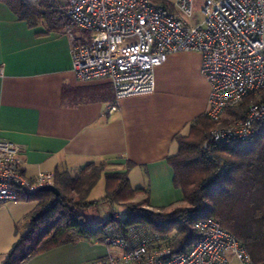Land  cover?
Masks as SVG:
<instances>
[{
	"label": "crops",
	"instance_id": "crops-1",
	"mask_svg": "<svg viewBox=\"0 0 264 264\" xmlns=\"http://www.w3.org/2000/svg\"><path fill=\"white\" fill-rule=\"evenodd\" d=\"M198 51L171 53L155 69V90L115 100L109 80L78 79L67 34L31 26L0 1V138L24 148V172L78 173L91 162H107V172L129 171L131 185L144 188L152 209L183 204L168 157L178 152L176 137L187 135L206 114L211 86ZM145 195L140 194L141 199ZM38 200L0 205V264L18 239L16 229ZM108 218L111 207L99 211ZM102 243L79 240L35 255L24 264H90L104 256Z\"/></svg>",
	"mask_w": 264,
	"mask_h": 264
},
{
	"label": "built area",
	"instance_id": "built-area-1",
	"mask_svg": "<svg viewBox=\"0 0 264 264\" xmlns=\"http://www.w3.org/2000/svg\"><path fill=\"white\" fill-rule=\"evenodd\" d=\"M63 1L74 24L67 33L73 70L82 81L111 82L110 112L125 97L154 92L155 69L171 53L198 51L211 86L206 114L217 122L210 142L248 141L264 127V0H173L172 6L154 0ZM247 99L243 118L227 114ZM23 152L21 144L0 138V205L55 185L53 171L34 179L25 174ZM193 227L200 238L187 252L175 253L171 235L143 225L117 231L111 224L107 253L90 264H253L215 218L202 217Z\"/></svg>",
	"mask_w": 264,
	"mask_h": 264
},
{
	"label": "trees",
	"instance_id": "trees-1",
	"mask_svg": "<svg viewBox=\"0 0 264 264\" xmlns=\"http://www.w3.org/2000/svg\"><path fill=\"white\" fill-rule=\"evenodd\" d=\"M0 1L33 27L44 25L47 32L64 34L74 28L64 1ZM154 2L172 6L167 0ZM250 102L247 99L227 114L243 118ZM216 126L217 122L204 114L187 135L176 137L179 149L168 161L174 170V186L182 190L184 199L170 211L152 209L147 190L131 185L129 171L107 172L104 160L91 162L75 174L56 171L55 185L61 194L38 191L24 197L39 203L18 225V239L2 264H24L35 255L79 240L102 243L111 224L117 231L143 225L171 235L173 252H187L200 238L193 227L195 221L206 216L235 236L253 264H264V127L248 141L210 142V132ZM102 175L106 193L99 200H90ZM140 194L145 196L138 199ZM101 204H108L113 216L95 221L89 210L98 211ZM118 209L123 211L120 218L114 216Z\"/></svg>",
	"mask_w": 264,
	"mask_h": 264
},
{
	"label": "rangeland",
	"instance_id": "rangeland-1",
	"mask_svg": "<svg viewBox=\"0 0 264 264\" xmlns=\"http://www.w3.org/2000/svg\"><path fill=\"white\" fill-rule=\"evenodd\" d=\"M61 1H63V0H61ZM167 1L172 2L173 0H167ZM198 12H199V6L196 7V13H198ZM105 193H106V179H105V176L102 175V177L100 178V180L98 181L96 186L90 192L89 199L90 200H99L105 195ZM33 200H37V199L34 198ZM102 213H103V211H101V209H100V211L99 210L97 211L94 209L89 210V214H90L91 219H93L95 221L103 216ZM232 264H240V263H239V261L234 260L232 262Z\"/></svg>",
	"mask_w": 264,
	"mask_h": 264
},
{
	"label": "water",
	"instance_id": "water-1",
	"mask_svg": "<svg viewBox=\"0 0 264 264\" xmlns=\"http://www.w3.org/2000/svg\"><path fill=\"white\" fill-rule=\"evenodd\" d=\"M40 191H51L56 196H59L61 194L59 188L56 185H46L40 188ZM110 216H113L112 213H110Z\"/></svg>",
	"mask_w": 264,
	"mask_h": 264
}]
</instances>
